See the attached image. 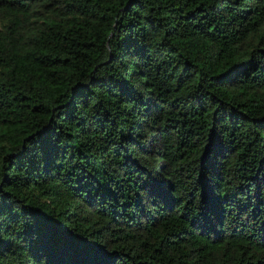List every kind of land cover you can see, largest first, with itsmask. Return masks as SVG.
Listing matches in <instances>:
<instances>
[{
    "label": "trees",
    "instance_id": "trees-1",
    "mask_svg": "<svg viewBox=\"0 0 264 264\" xmlns=\"http://www.w3.org/2000/svg\"><path fill=\"white\" fill-rule=\"evenodd\" d=\"M0 264H264V0H0Z\"/></svg>",
    "mask_w": 264,
    "mask_h": 264
}]
</instances>
